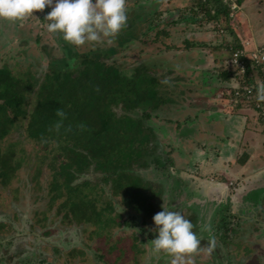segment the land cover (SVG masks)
Instances as JSON below:
<instances>
[{
    "label": "rangeland",
    "instance_id": "374dc122",
    "mask_svg": "<svg viewBox=\"0 0 264 264\" xmlns=\"http://www.w3.org/2000/svg\"><path fill=\"white\" fill-rule=\"evenodd\" d=\"M230 3L236 8L227 25L224 21L220 25L213 21L173 25L167 20L191 13L196 0H126V27L114 38L101 37L98 42L81 46L66 43L58 32L46 31L44 16L50 10L48 6L33 10V14L21 20H0V69L9 67L22 78L35 71L38 77L55 68L54 57H61V48L67 53L85 54L115 47L117 55L112 59L117 60L122 70L146 59L157 78L160 93L167 92L174 99L149 109L154 113L150 123L158 134L160 151L164 149L163 157L173 160L169 172L165 171L167 177L172 175L168 184L164 183L166 177L155 176L158 166L154 163L146 173L151 183L142 178L140 190L144 191L147 185L155 193L150 192L145 197L142 193L132 202L125 191L113 195L111 182L103 183V172L92 174L93 171H89L74 177L75 182L93 188L92 195L100 194L96 211L90 208L91 214L82 212L85 217L93 215L92 222L87 224L65 217L67 208H61V202L66 196L51 201L55 193L50 190L52 182L56 178L63 180L55 172L61 170L65 154L50 153L44 145L26 137L24 127H15L0 146L6 148L16 143L17 156L22 155L27 161H23L8 186L0 184V264H170V256L151 251L150 239L155 232L150 229L153 214L162 206L163 199L158 194L166 193V187L173 184V180H178L183 190L177 191L173 202L176 210L180 212L184 205L180 213L185 218L196 215L198 227L209 225V232L201 228L196 232L201 236V244L185 258L184 264H194L197 258L203 259V264H217L218 260L223 264L229 261L247 264L255 259L264 264V198L258 202L249 198V193L253 192L251 197H256L258 192L254 191L264 188V102L257 104L255 92L250 93L251 85L244 84L245 73L239 70L241 67L231 65L236 61L232 57L247 53L250 46L264 52V0H243L238 6L236 0ZM148 11H151L150 17H145L152 19L154 27L146 39L139 38L147 23L139 22L134 28L131 18L140 16L141 12L148 15ZM161 29L167 34L156 35ZM126 31L132 36L138 34V40L123 49L118 37ZM187 40L194 42V48H186L190 44ZM235 40H240L242 50H234L237 52L234 54ZM226 65L235 70L229 81L220 75ZM254 73L253 80H262V74ZM30 101H33L31 97ZM258 106L263 111L258 110ZM216 113H221V117L210 120L209 116L212 118ZM179 123H182L181 128ZM183 126L195 127V130L189 137H183L180 133ZM237 142L240 144L236 148ZM243 153L249 154L250 160L255 158L253 164H249L252 162L249 159L244 165L239 163ZM40 165L41 169L37 170ZM126 176L120 175L117 183L125 182ZM93 179L100 183L93 181L96 185L93 184ZM108 203L109 214L103 209ZM221 203L225 221L215 216ZM77 207L79 211L83 208L81 204ZM110 222L115 223L110 228L114 236L112 241H107L102 229ZM209 233L228 237L223 244L216 240L209 248ZM114 241L117 244L112 250L109 247ZM133 243L138 246L132 247Z\"/></svg>",
    "mask_w": 264,
    "mask_h": 264
},
{
    "label": "trees",
    "instance_id": "16d2710c",
    "mask_svg": "<svg viewBox=\"0 0 264 264\" xmlns=\"http://www.w3.org/2000/svg\"><path fill=\"white\" fill-rule=\"evenodd\" d=\"M196 1V6L190 8L191 13L180 14L177 19L173 17V20L169 18L167 21L173 25L179 23L191 25L198 21L201 23L213 21L222 24L224 21L227 25L228 20L232 18V10L236 8H232L230 0ZM236 2L240 5L243 0H236ZM138 8L140 11L142 10L141 7ZM149 10H151L150 6ZM150 13L151 11H148V15H146V12H141L140 16L138 14L131 18L134 19V28L139 22L146 21L147 23L145 31L140 32L139 38L141 36L146 39L154 27L151 25L152 19L145 17H150ZM201 13L204 15L201 16ZM128 27H131V24ZM135 31L137 32V30ZM161 33L167 34L166 30L161 29L156 32V35ZM118 39L120 40L119 46H123L124 49L135 39L138 40V34L132 36L126 31V33L119 34ZM237 40H235L237 43L234 44L232 52L242 48L240 40ZM187 43H190L186 47L188 50L194 48V46L192 47L194 42L187 40ZM61 49V57H54L55 68L51 67V71L40 74L38 77L35 71H31L29 75L22 78L13 73V70L8 66V68L0 69V143L11 134L15 127L22 126L26 131V137L44 145L50 153L61 154L63 152L66 160H62L61 170L55 172V175L63 177V180L60 181L59 178H56L52 182L54 187L52 186L50 190H54L55 193L51 196V201L55 202L66 196L61 202V208H67L65 217L72 222L87 224L92 222L93 215L85 217L82 212L91 214L90 208L93 209V212L96 211L95 207L97 204L99 205L98 201H101L100 194L92 195L93 188L89 189L86 183L81 185L75 182L76 178L74 177L87 174L89 171H93L92 174L103 172L101 174L103 183L111 182L110 186L114 190L113 195H119L125 191L132 202L137 200L138 195L142 193V197H145L150 192H154L152 189H148L147 185L144 191L140 190L142 178L149 184L151 183V180L146 178L149 177L146 173L147 168L154 163L158 166L155 176L157 178L166 177L164 183L168 184L172 175L167 177L168 173L166 175L165 171L169 172V165L173 164V160L163 157L164 149L160 151L161 144L158 141V134L150 123L154 113L149 109L174 99L170 98L167 92L160 93L157 88V78L150 70L151 68L149 69L147 66L144 58L137 66L122 70V66L118 65L117 60L112 59V57L116 59L117 48L115 47H111L109 51L94 50L85 54L67 53L63 48ZM242 55L239 56V59L244 66V71L241 68L239 70L245 73L247 79L244 84L251 85L250 93H253L256 81L253 80L252 75L250 76L252 63L262 74L260 81H264V63L259 64L253 61L252 57ZM107 58L111 61H108ZM234 66L237 67V65ZM223 68L220 70V75L229 81L235 70L227 65ZM29 97L33 100L32 102H29ZM258 110L263 111L261 106H258ZM178 127L181 128L182 123H179ZM194 130L195 127L184 128L183 126L180 133L183 137H189ZM16 145L13 142L6 148L0 146V184L4 187L12 182L17 172L22 168L23 161H27V158L22 155L17 156ZM248 159L249 155L243 153L239 163L243 165ZM36 169H41V165ZM144 169H146L144 173L140 171ZM122 174H127L126 181L117 183L121 180L119 176ZM91 181L95 185L100 183L94 179ZM178 184L175 181L173 185L170 183L169 187L173 190ZM106 192L108 193L107 190ZM162 195L158 194L159 198L163 199L162 205L177 211L176 206H173L177 197H168L169 201L165 205L167 199ZM78 204L83 207L80 211L77 207ZM109 205L108 203L103 208L106 212L109 210ZM184 208L185 206L182 205V209ZM96 215L94 216L96 217ZM215 216H219L220 221H225L224 204L221 203L217 207ZM111 217L114 216L111 215ZM196 218V215L195 217L193 215L188 219L194 225V232L201 228L196 225ZM117 220L115 218V221ZM114 224L110 222L103 225L102 233H105L107 241L113 239L114 233L110 228ZM213 236L215 237L214 242L220 240L221 244L226 241L224 238L228 237L227 234L218 236L215 233ZM136 238L135 236L134 239ZM116 244L117 241L111 242L109 248L113 250ZM133 246L136 247L138 244L133 243ZM254 261L259 264V260L255 259L252 262L255 263ZM252 262L245 263L253 264ZM216 263L223 264L220 260ZM227 263L231 264L230 261ZM194 264H203V259L197 258Z\"/></svg>",
    "mask_w": 264,
    "mask_h": 264
},
{
    "label": "clouds",
    "instance_id": "9594fccd",
    "mask_svg": "<svg viewBox=\"0 0 264 264\" xmlns=\"http://www.w3.org/2000/svg\"><path fill=\"white\" fill-rule=\"evenodd\" d=\"M46 6L50 9L44 16L46 31L60 33L62 40L73 46L114 38L126 27V0H0V20H21ZM255 100L258 105L264 102V81L255 83ZM152 221L151 251L170 256V264H184L185 258L199 249L201 240L193 223L179 211L163 204ZM201 230L209 232V225L204 224ZM214 241L209 233V248Z\"/></svg>",
    "mask_w": 264,
    "mask_h": 264
},
{
    "label": "crops",
    "instance_id": "0c3cea01",
    "mask_svg": "<svg viewBox=\"0 0 264 264\" xmlns=\"http://www.w3.org/2000/svg\"><path fill=\"white\" fill-rule=\"evenodd\" d=\"M238 5V4H237ZM232 14V13H231ZM264 45V44H263ZM244 48L247 50L248 48H247V46L245 45L244 46ZM250 48V52L248 51L247 53H245V52H243V55L242 56H245V55H247V56H250L251 57V53H252V51H254V50H260V51H262L261 49H254L252 46H250L249 47ZM261 48V47H260ZM263 49H264V47H262ZM241 50H242V48H241ZM252 63V62H251ZM252 65H253V63H252ZM251 68H252V72H253V74H255L254 72H256V73H258L257 72V69L256 68H254V65L253 66H251ZM252 73H251V75H253ZM257 76V75H256ZM215 112V111H214ZM221 113H216V114H214L213 115V117L211 118V115L209 116V119L210 120H214L215 119V121H216V119H219L221 116ZM215 121H213V123L215 122ZM230 123V122H229ZM240 144V142H237V144H236V148L238 147V145ZM217 148V147H216ZM212 150H215V149H212ZM254 150V149H253ZM217 151H219L218 149H217ZM216 155H219V153H217ZM249 155V154H248ZM250 157V156H249ZM259 158V157H258ZM254 157L253 158H251V160L250 161H252V162H250L249 164H253V162H254ZM248 160V161H249ZM248 161H247V163H248ZM264 161V160H263ZM211 162H213V163H215L216 161L213 159H211ZM228 163V162H227ZM241 164V163H240ZM215 165H216V163H215ZM244 165V164H243ZM257 166H258V164H257ZM264 167V166H263ZM216 168H217V166H216ZM173 180V179H172ZM177 182H178V180H176ZM173 182H175L174 180H173ZM179 183V182H178ZM173 185V184H172ZM168 189H170V190H168ZM166 190H168L166 193H164L163 195H162V197H165L166 199H168V197H170V196H176L177 197V191H179L180 193L181 192H183V190H181L180 189V185L178 184V186L177 187H175L173 190H171V187H167V189ZM258 190H261V191H264V188H262V189H258ZM258 190H255L254 192H258V195H256V197H251L252 196V194H253V192L252 193H249L250 194V196H249V198H251V199H253L254 200V202H258V200H260V198H264V192H259ZM261 193V195L259 196V194ZM248 194V195H249ZM262 205V204H261ZM213 236V235H212Z\"/></svg>",
    "mask_w": 264,
    "mask_h": 264
},
{
    "label": "built area",
    "instance_id": "2783aa9c",
    "mask_svg": "<svg viewBox=\"0 0 264 264\" xmlns=\"http://www.w3.org/2000/svg\"><path fill=\"white\" fill-rule=\"evenodd\" d=\"M237 53V52H234V54ZM242 54H235L234 57H232V60L233 59H236V61L234 62H231L233 63L234 65H237L239 67H241L243 64L241 63L240 59H239V56H241ZM251 57L254 59L253 61L259 63V64H262L264 63V52L263 51H260V50H254L252 51L251 53ZM244 66L241 67V70L244 71Z\"/></svg>",
    "mask_w": 264,
    "mask_h": 264
}]
</instances>
